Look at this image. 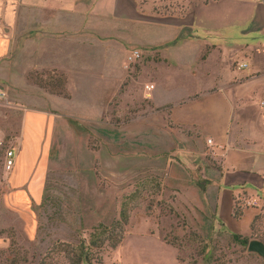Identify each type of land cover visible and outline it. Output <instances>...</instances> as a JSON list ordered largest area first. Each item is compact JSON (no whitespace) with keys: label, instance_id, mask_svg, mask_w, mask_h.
<instances>
[{"label":"crops","instance_id":"0c3cea01","mask_svg":"<svg viewBox=\"0 0 264 264\" xmlns=\"http://www.w3.org/2000/svg\"><path fill=\"white\" fill-rule=\"evenodd\" d=\"M157 2L0 0V89L32 70L58 68L88 78L87 68L76 63L110 64L108 42L117 44L123 24L135 25L140 31L135 42L152 55L145 83L154 84L150 102L155 108L172 104L167 116L176 127L164 125L171 136L162 145L169 151L178 142L184 151L208 149L211 154L208 138L223 145V152L212 155L216 164L207 167L211 217L234 234L264 242V219L255 221L264 215V0H189L179 15H160L154 10ZM241 61L248 67L237 68ZM49 114L23 111L10 169L9 185L26 183L39 199L46 166L35 159L45 151L47 131L55 123ZM35 164L39 169L33 174ZM241 193L256 196L259 204L243 208L235 218L234 201ZM248 253L250 264H258L259 256ZM135 254L131 263L113 264H179L175 250L162 244L140 247Z\"/></svg>","mask_w":264,"mask_h":264},{"label":"rangeland","instance_id":"374dc122","mask_svg":"<svg viewBox=\"0 0 264 264\" xmlns=\"http://www.w3.org/2000/svg\"><path fill=\"white\" fill-rule=\"evenodd\" d=\"M135 27L123 24L117 44L108 42L110 64L76 63L87 68L88 78L58 68L32 70L63 73L68 98L39 86L28 74L1 86L0 249L9 246L13 235L20 246L41 254L54 240L74 241L98 223L119 218L123 203L129 202L124 238L104 252V264L131 263L140 247L160 244L175 250L179 264H250L246 244L211 217L207 167L216 164L211 152L184 151L178 142L169 151L162 145L171 136L164 125L176 126L168 109L155 108L146 94L152 55L135 42L140 33ZM133 49L140 50L141 57L129 62ZM26 109L55 118L45 151L35 159L46 166L37 190L41 199L26 183L9 185L13 171L5 168V150L17 144ZM155 134L159 147L154 146ZM37 165L31 167L33 174ZM260 260L257 257L256 263Z\"/></svg>","mask_w":264,"mask_h":264},{"label":"trees","instance_id":"16d2710c","mask_svg":"<svg viewBox=\"0 0 264 264\" xmlns=\"http://www.w3.org/2000/svg\"><path fill=\"white\" fill-rule=\"evenodd\" d=\"M27 78L41 87L47 88L51 93L68 98L70 95L65 88L66 78L63 73L53 71H31ZM172 104L161 108L168 109ZM124 202L121 207L120 216L110 223L100 222L89 231L77 235L74 241L54 240L41 254L27 250L19 245L13 235L6 249H0V264H104L103 254L107 249H115L123 240L125 226L128 223V208ZM243 208L233 207V216L240 218ZM264 219L259 215L255 221ZM253 234L258 236L257 230L252 226ZM233 237L241 238V242L248 245L250 238L240 234Z\"/></svg>","mask_w":264,"mask_h":264},{"label":"built area","instance_id":"2783aa9c","mask_svg":"<svg viewBox=\"0 0 264 264\" xmlns=\"http://www.w3.org/2000/svg\"><path fill=\"white\" fill-rule=\"evenodd\" d=\"M144 0H137L138 3H143ZM157 4L154 6V10L157 11L160 15H172V14H181L184 13L187 2L189 0H157ZM141 57V52L138 49H133L131 53L127 56L128 61L134 62L138 58ZM248 67V63L245 61H241L237 63V68L243 69ZM154 88V84L148 83L145 84L144 89L146 90L147 94ZM5 97V92L0 89V99ZM260 104L264 106V100L260 101ZM1 143V140H0ZM207 143L212 148V155H219L220 152H223L224 146L223 145H215L211 138L207 139ZM15 163V153L13 148L8 147L5 150V168L10 170ZM259 204V199L255 196H247L244 194H239L236 196L234 201V206H239L241 208L245 207H256Z\"/></svg>","mask_w":264,"mask_h":264},{"label":"water","instance_id":"95a60500","mask_svg":"<svg viewBox=\"0 0 264 264\" xmlns=\"http://www.w3.org/2000/svg\"><path fill=\"white\" fill-rule=\"evenodd\" d=\"M247 251L256 253L264 260V242L262 240L257 238L250 239L247 245Z\"/></svg>","mask_w":264,"mask_h":264}]
</instances>
